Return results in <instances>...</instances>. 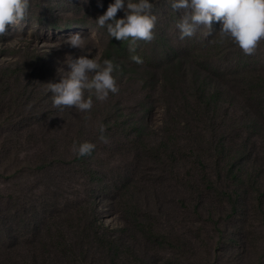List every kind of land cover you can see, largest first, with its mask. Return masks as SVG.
<instances>
[{
    "label": "trees",
    "instance_id": "16d2710c",
    "mask_svg": "<svg viewBox=\"0 0 264 264\" xmlns=\"http://www.w3.org/2000/svg\"><path fill=\"white\" fill-rule=\"evenodd\" d=\"M149 2L158 18L154 39L141 41L135 53L128 51L127 41L112 39L95 21L114 0L76 3V11L64 19L40 17L54 30L97 29L106 39L97 62L108 59L119 66L113 73L119 93L110 94L103 103L93 97L89 113L67 122L69 137L62 146L46 129L37 160L28 166L47 170L59 165L79 174L86 181V207H60L47 188L35 195L43 202L41 207L31 203L32 198L24 199L19 190L10 189L7 197L0 190V264H94L96 254L111 264L120 260L126 244L100 224L97 198L126 189L127 193L132 190L131 200L137 185L101 182L102 175L93 168L97 145L84 157L71 150L74 143L100 141L101 124L107 138H116L128 151L149 149L154 163L170 167V181L176 182L172 208L176 215L192 208L215 216L219 208L228 210V218L237 224L247 222L252 229H264V40L254 55H244L230 41L220 42L219 22H213L207 39V30L202 29L180 40L175 22L181 13L171 10L169 0ZM123 17L124 12L118 11L116 18ZM131 55H138L143 63H134ZM35 60L33 56L31 63L19 66L35 71ZM130 99L133 105L121 106L122 100ZM154 102L164 108L159 132H153L146 122ZM151 133L156 139L150 144ZM30 139L32 147L38 143ZM20 142L10 138L15 145ZM157 181L164 182L163 176ZM217 199L220 203L215 205ZM208 200L213 203L208 205ZM22 224L27 226L19 235L14 229ZM145 228L152 239L162 236L155 224Z\"/></svg>",
    "mask_w": 264,
    "mask_h": 264
},
{
    "label": "rangeland",
    "instance_id": "374dc122",
    "mask_svg": "<svg viewBox=\"0 0 264 264\" xmlns=\"http://www.w3.org/2000/svg\"><path fill=\"white\" fill-rule=\"evenodd\" d=\"M79 2L85 5L89 0H30L28 15L22 25H8L6 33L0 36L2 197L10 195V189L19 190L24 199L32 198L31 203L41 207L43 202L35 195L47 188L54 194L52 201L58 202L60 207L68 205L73 210L86 207L87 198L83 195V182L86 181L79 174L59 165L47 170L28 168L37 160L36 153L42 147L46 129L62 146L69 137L67 122L82 116L75 108L71 111L54 108L51 93L44 84L60 82L65 72L70 71L67 62L71 58L87 56L98 61L106 43L95 28L54 30L49 23L40 20L42 15L45 19H64L76 11L75 4ZM76 34L86 38L81 49L64 44ZM33 56L38 61L34 64L37 70L21 69L19 65L31 63ZM131 99L128 102L122 100L121 106L133 105ZM164 120V108L154 102L146 119L148 126L153 132H159ZM30 137L38 141L33 147ZM10 138L21 141L22 145L10 143ZM108 139L107 144L95 142L98 149L93 168L102 175L101 182L113 186L127 182L137 185L131 200L128 197L132 190L127 193L126 189L115 191L110 197L103 193L97 198L100 224L126 244L117 264H264L263 228L252 229L251 223L247 222L237 224L228 218V210L219 208L215 216L196 213L192 208L182 209L176 215L172 209L176 182L170 181V167L154 163L155 160L149 157V149L128 151L116 138ZM155 139V134L151 133L148 142L151 144ZM160 176L164 182L157 181ZM219 200L215 205L220 203ZM208 201V205L213 203V200ZM38 211L44 214L40 209ZM149 223L155 224L162 236L149 237L145 228ZM26 226L22 224L14 230L22 235ZM94 264L111 263L96 254Z\"/></svg>",
    "mask_w": 264,
    "mask_h": 264
},
{
    "label": "clouds",
    "instance_id": "9594fccd",
    "mask_svg": "<svg viewBox=\"0 0 264 264\" xmlns=\"http://www.w3.org/2000/svg\"><path fill=\"white\" fill-rule=\"evenodd\" d=\"M169 6L174 13H181L175 22L180 40L192 38L202 29L207 30L204 32L207 39L212 35L213 22L221 25L217 33L220 42L230 41L244 55H254L264 40V0H169ZM154 7L149 0H126V3L125 0H114L95 21L99 27L106 29L112 39L127 41L128 51L135 53L141 41L151 42L154 39L158 19L153 14ZM29 8L30 0H0V36L6 33V26L22 25ZM118 11L124 12L123 18H116ZM85 39L76 34L65 40L64 44L81 49ZM130 59L136 64L143 63L138 55H131ZM67 66L70 71L65 72L60 82L44 84L51 93L54 108L60 111L75 108L78 112L89 113L94 105L93 97L103 103L110 94L119 93L113 75L119 66L111 60L105 59L99 63L96 59L80 56L77 59L71 58ZM99 131L100 141L109 143L103 134L105 128L102 124ZM95 147L90 142L74 143L71 150L78 157H84L91 155Z\"/></svg>",
    "mask_w": 264,
    "mask_h": 264
}]
</instances>
